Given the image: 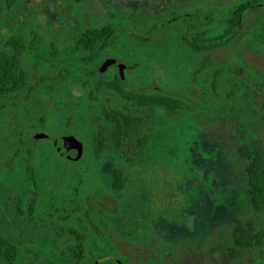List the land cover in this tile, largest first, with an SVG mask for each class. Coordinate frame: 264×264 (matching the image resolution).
Masks as SVG:
<instances>
[{
	"label": "rangeland",
	"instance_id": "rangeland-1",
	"mask_svg": "<svg viewBox=\"0 0 264 264\" xmlns=\"http://www.w3.org/2000/svg\"><path fill=\"white\" fill-rule=\"evenodd\" d=\"M82 1L83 5L72 0H19L0 20V36L24 31L28 26L39 34L74 33L82 23L117 26L125 31L116 33L120 38L143 37L152 30L148 41L133 39L134 53L144 57L141 63L128 64L129 79L134 88L139 84V90L156 89L180 98L187 109L175 113L164 110L163 117L155 119L150 128L149 146H133L132 153H124L131 158L124 167L126 191L113 193L104 181L93 180L99 163L93 162L91 154L97 158L100 150L96 143L92 142L90 150L77 140L76 147L84 151L82 161L74 165L80 173L79 184L58 180L73 183L76 198L68 193L61 200L64 192L56 188H49L42 198L44 203L45 198L53 197L46 204L54 218L61 216L56 208L68 211L62 230L38 216L34 223L17 216L10 203L5 204L10 216L0 212V227L13 242L40 245L49 241L54 250H60L63 264H261L263 248L254 247L248 239L242 243L239 238L264 223L263 215L250 206L245 162L239 150L253 141L264 145V3L244 12L233 39L197 53L181 39L184 35L195 37L185 25L200 23L198 14L206 10L221 19L248 0ZM203 60L204 71L196 73ZM146 64L158 70L149 81L140 77L139 67L134 68ZM113 107L125 109L126 104ZM133 112L142 119L155 115L148 108ZM27 113L25 128L31 116L41 112L31 105ZM81 121V117H71L68 124L78 126ZM86 123L107 141L110 127L103 119L92 115ZM42 131L49 133L50 142L63 140L61 129ZM22 132L27 133L25 129ZM50 160L55 169L70 165L54 156ZM38 171L51 180L47 173ZM13 194L18 196V192L6 189L0 191V198L5 202ZM74 205L81 210L71 212ZM73 220L80 223L81 230H91L93 221L101 236L91 242L97 251L80 262L74 252L69 253L73 238L67 228L76 223ZM42 247L44 251L46 246ZM29 251L36 255L27 264L45 263L44 255L33 248Z\"/></svg>",
	"mask_w": 264,
	"mask_h": 264
},
{
	"label": "trees",
	"instance_id": "trees-1",
	"mask_svg": "<svg viewBox=\"0 0 264 264\" xmlns=\"http://www.w3.org/2000/svg\"><path fill=\"white\" fill-rule=\"evenodd\" d=\"M18 1L0 0V20L3 16L8 15V11L13 10ZM263 3L264 0H248L241 5H237L228 16H222L221 19L214 11H203L198 15L202 20L200 23L185 25L186 31L189 33L194 32L195 37L189 39L186 37L187 35H184L181 39L192 51L210 50L225 43V41L233 39L238 33L244 12ZM30 27L28 26L24 31L15 33L8 38H0V121L3 119L4 125L2 128L5 130L4 135L0 136V144L3 145L5 153L3 157L5 173L0 174V177L3 176L10 180L6 184L8 191H12L14 186L17 188L18 196L14 198L22 204V207H25L28 202L31 203V207L34 203L43 205V195L49 188L63 191L65 197L70 193L76 198L72 185L79 184L80 173H77V168L74 165L82 159L77 160V162H68L59 158L47 143L32 142L27 136L18 135L14 132L17 130L13 123L14 116L18 114L17 116L22 118L28 115L27 108L31 106V103L28 102L33 100L37 102L34 107L40 110L41 113L32 115V120L36 124H32L31 128L35 129L45 119L51 118L53 121L52 129H62L65 133L72 130L79 134L80 128L77 125H69L68 123L71 117H76L80 112H93V106L90 104L65 105L62 103L64 84L66 81H70L72 76L78 75L76 69L78 65H94L98 58L95 47L96 39L101 40L105 35L116 34L117 32L123 34L122 32H125L117 26L99 27L91 24L84 27L82 25L79 32L88 36L79 42V47L82 50H78L71 55L72 61H68V64V62H63L64 60H56L59 57L56 56L51 47L42 46L39 41L41 37L35 36L40 31ZM159 29L160 27L157 28V30ZM74 32L76 31L74 30ZM151 32L152 30H149L145 36L135 37V39L140 42L148 41L150 39L148 35ZM124 42L122 41V43ZM123 48H125L124 44ZM55 66H59L61 69L53 68ZM205 66V60H203L196 73L204 71ZM90 91V95H92L93 90ZM114 91L117 96L130 102L133 107L144 108L153 105L161 107L169 113L187 109L180 98L169 94H149L135 90L125 92L118 85L115 86ZM44 98L52 102L43 103ZM102 113L106 116L107 123L113 126L107 144L109 147H113L114 151L108 149L103 152L100 151L96 156L97 158H94V155L91 154L93 161L99 163L95 166L98 172L97 174L93 172L92 177L93 180L104 181L113 193L126 191L127 172L124 167L113 163L124 159L119 149L127 139V134L134 133L139 129V121L134 112L103 109ZM53 156L60 162H66L70 165L65 166V169L53 168L50 166V159ZM239 156L245 162L246 189L250 206L264 217V145L259 141H253L251 144L240 148ZM38 169L47 173L51 180L40 174ZM13 179H16L17 183ZM59 179L72 180L74 184L69 185V181L59 183ZM92 184L93 181L91 180L89 186ZM38 185L41 189L38 188ZM87 201L88 199L83 200L86 205ZM68 202L71 203L70 200ZM79 202L82 204L80 200ZM83 208H87V206ZM80 210L79 206L74 205L70 211ZM59 212L64 213L65 217L68 211L62 209ZM73 221L76 222L77 220ZM79 224V222H76L72 227H69V233L67 234L73 238L69 253L74 252L77 258L76 261L80 262L97 251L96 248L91 246V242H95V239L101 236L94 227L93 221L90 222L91 230L90 228L81 230ZM239 238L242 243L247 239L250 240L254 247L263 248L264 252V223L256 231L249 230L246 236L242 233ZM37 252L45 257V250L37 249ZM35 255L27 248L14 245L6 236L0 235V264H27L29 259ZM63 263L60 250L52 248V259L51 261L47 259L44 264ZM232 264H241V262ZM261 264H264V258Z\"/></svg>",
	"mask_w": 264,
	"mask_h": 264
},
{
	"label": "flooded vegetation",
	"instance_id": "flooded-vegetation-1",
	"mask_svg": "<svg viewBox=\"0 0 264 264\" xmlns=\"http://www.w3.org/2000/svg\"><path fill=\"white\" fill-rule=\"evenodd\" d=\"M71 1V0H69ZM75 2H78L79 5H83V1L82 0H72ZM62 1H60L61 3ZM195 2V1H194ZM210 10H206L205 12H208ZM10 11H8L9 13ZM201 13V12H200ZM199 13V14H200ZM198 14V15H199ZM81 15V14H80ZM84 15V14H83ZM200 17V16H199ZM194 24V23H192ZM82 25L85 27V23H82ZM74 32V31H73ZM15 34V33H13ZM13 34H6L3 36H0V38H8L9 36L13 35ZM53 35V36H52ZM35 36H39L41 38H39L40 40V44L42 46H50L52 51H54L56 53V56L59 57L56 60H64L63 62H71V55H73L76 51L78 50H82L80 49L79 45H80V41L83 40L84 38H86L88 35L82 33V32H69V33H59V34H38ZM121 35H116V34H108L105 35L104 38H102L101 40L98 38L95 40L96 44V51L98 54V58L96 60V62L94 63V65L91 64H80L76 67L78 75L72 76L70 81H66L64 84V97L61 99V102L64 103L65 105H69V104H77V105H92L93 107V112H89V113H84V112H80L76 115V117H81L82 121L80 122V124L78 125L79 129V134H75L76 139L79 141H82V144L84 146H88V149L91 150L92 147V142L93 144L96 143V145L98 146V150H111L114 151L113 147H109L107 142H108V138L110 136V133L112 131V125H110L109 123H107V119L106 116L102 113L103 109L106 110H122L128 113H133V110L135 108L138 107H133L132 104H130V102H128L127 100H124L122 97L117 96L116 92L114 91L115 86H121V88L125 91V92H132V91H140V92H144V93H149V94H158V95H163L164 93L160 92L159 90L153 89L150 92L146 91V90H139L137 89L139 87V84L135 86V88L132 85V81L129 79L130 74L129 71L127 70L128 64H133L136 63L137 60L141 63L140 58L144 57V55L142 54H135L133 49H132V41H133V37H139L138 36H134V35H126V38H120ZM89 38V37H88ZM120 38V39H119ZM122 41H125L124 43H122ZM123 44L125 46V48H123ZM118 46V47H117ZM119 49V53H118V49ZM196 52V51H194ZM199 53V52H197ZM116 54V55H115ZM65 57V58H64ZM106 59H115L118 63L123 65V69H122V73H120V68L119 66L115 65V64H110L108 65L104 70H100L102 63L106 60ZM147 61V60H146ZM68 62V64H69ZM202 63V62H201ZM135 67H139V75L141 78L144 79V81H149V79H153L154 78V72L158 71V70H154L153 67L151 65L146 64L145 66H134ZM53 68L56 69H61L59 66H55ZM163 76V74H162ZM164 78V77H163ZM162 78V80H163ZM157 80L160 82L161 78L157 77ZM162 82V81H161ZM161 84V83H160ZM93 90L92 95L90 90ZM52 101H49L47 99L44 98L43 103H51ZM28 103H31V105H36V101H29ZM42 103V102H41ZM116 104H126L125 109L122 108H116L113 107V105ZM148 108L151 110L155 111V115H152L150 118L147 119H142L139 115V113H136V116L138 118L139 121V129L137 131H135L134 133H128L127 134V139L121 144L120 147V152L121 154L124 156V153L126 152H131L132 150L131 148L133 146H135L136 148L141 147L142 149L146 148L147 146H149L148 144V140L150 137V128H152V124L153 121L155 119H157L158 117H163L162 112L164 111L161 107L158 106H146L143 109ZM68 109V108H67ZM18 115V114H17ZM17 115L14 116L13 120L17 119V123H14L15 127L17 128V130H15L14 132L17 133L18 135H25L27 136L32 142H45L47 143V145L57 154V156L61 159H64L66 161H71V162H77V161H72L67 159L66 157L60 155V153L56 150V145L57 146H69V144L65 143V139L64 137L65 134L70 133L69 135H73L74 133L71 132H64L62 129V131L64 132L63 134V140L59 141L56 138L53 139L52 142L48 141L50 135L48 132L46 131H42V130H53L52 129V119L51 122L48 124V121L50 120L45 119L44 122H42L41 124L37 125L35 127V129H33V127L31 128L32 124H36V122H34L32 120V116L31 119L29 120L30 123L28 125L27 128H25L23 126L24 120H25V116H23L22 118H19ZM72 115V114H70ZM92 115H97L100 117V119H103V121L106 123V125L108 127H110L109 133L107 135V141L105 142L103 138H101L99 132L97 131V129L95 128H91L88 126V124L86 123V121L89 119V117H91ZM0 136H3L5 133V130L2 128L4 125V121L3 119L0 121ZM25 129V131L27 133L34 131L32 133H30L29 135L27 133H23L22 131ZM36 130V131H35ZM40 130V131H38ZM141 132H143L141 134ZM9 133V131H8ZM37 133H45L47 134L46 137L43 138H38V139H34L33 136ZM80 134H83L80 135ZM68 136V135H67ZM74 136V135H73ZM141 139H139L140 137H142ZM75 148L76 144L74 145ZM78 149V148H77ZM83 153L84 151L82 150V156L80 157L79 160H81L83 158ZM5 153H4V148L3 145L0 144V174L5 173L4 168H3V157H4ZM106 157V156H104ZM123 160H118L116 162H112L113 164H118L122 167H127L128 164L130 163V159L128 157H123ZM94 162V161H93ZM97 166V164L95 165ZM14 182L17 183L16 179H13ZM10 182V180L8 178H5L3 176L0 177V191L4 192L6 190V184H8ZM14 184V183H13ZM12 192H17V188H15V186L12 188ZM14 194L12 195V198L9 196V198H7L4 202V199L0 198V212H3V214H5L7 217L11 215V210H6L5 209V204H11V208L13 209L12 213L15 212V214H17V216L23 215L27 218H29V221L32 223H34L35 217H39V219H44L48 222V224L50 226H54L56 229L62 230L63 228V213H61L60 217H53V214L50 211H47L48 209V205L46 203H49L53 197H49L48 199H46V201L43 203V205H41V203H34L33 207L36 209L35 211L32 210L33 207H31V203L28 202L27 205L25 207H22V204L16 200L14 198ZM61 200H65V194L62 193ZM53 205V203L51 204V206ZM63 208H56V211L58 210V213H60L59 211L62 210ZM6 211V212H5ZM68 229V228H67ZM0 235L1 236H6L8 238V240L13 243L14 245H17L19 247L23 246L24 248H27L28 250L30 248L41 250L43 249V245L46 246L45 248V258L46 261L47 259L51 261L52 259V248L54 247L53 244H51L49 241L44 242L43 244H34L32 242H22V241H17V242H13L6 234L5 232V228L3 226L0 227ZM53 235H50L49 237L52 238ZM48 249V251L46 250ZM45 261V262H46ZM119 262V261H118Z\"/></svg>",
	"mask_w": 264,
	"mask_h": 264
},
{
	"label": "water",
	"instance_id": "water-1",
	"mask_svg": "<svg viewBox=\"0 0 264 264\" xmlns=\"http://www.w3.org/2000/svg\"><path fill=\"white\" fill-rule=\"evenodd\" d=\"M110 64H115V65L119 66L120 73H122L123 65L118 63L115 59H106L102 63L100 70L101 71L104 70ZM46 136H47V134H45V133H37L33 136V138L38 139V138H43ZM64 139H65V143L69 144V146H66V145L65 146H57L56 145V147H55L56 150L60 153V155L66 157L69 160L77 161L78 159H80V157L82 156V150L74 147V145L77 143L76 137L73 135H68V136L64 137Z\"/></svg>",
	"mask_w": 264,
	"mask_h": 264
}]
</instances>
